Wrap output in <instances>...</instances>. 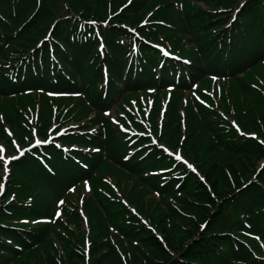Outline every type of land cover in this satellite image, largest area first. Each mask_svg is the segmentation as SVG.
Returning a JSON list of instances; mask_svg holds the SVG:
<instances>
[{
    "label": "trees",
    "instance_id": "1",
    "mask_svg": "<svg viewBox=\"0 0 264 264\" xmlns=\"http://www.w3.org/2000/svg\"><path fill=\"white\" fill-rule=\"evenodd\" d=\"M237 3L0 0V116L21 142L96 113L12 165L0 264H36L35 254L37 264H264V0L232 14ZM201 83L225 86L214 94L220 109L199 111L188 96L195 134L180 137L182 102L160 128L196 172L161 150L128 158L122 118L105 115L115 100L170 89L183 98ZM49 94L62 95L56 110ZM2 137L10 141L0 125ZM42 248L55 252L44 258Z\"/></svg>",
    "mask_w": 264,
    "mask_h": 264
},
{
    "label": "rangeland",
    "instance_id": "2",
    "mask_svg": "<svg viewBox=\"0 0 264 264\" xmlns=\"http://www.w3.org/2000/svg\"><path fill=\"white\" fill-rule=\"evenodd\" d=\"M243 0H238V3L236 5V8L233 9L232 14L236 10H238L239 4ZM199 6L205 7L202 3L198 4ZM261 75L264 78V71L261 73ZM229 83V80L226 81ZM210 83H201V85H198L196 90L193 92H187V96H184L181 98V96L174 95L172 96L173 90H167L166 95L159 96L157 92L155 91H149L146 92L145 94H131L128 96H125L122 100H119L118 98L115 100V103H113V107H111V110L108 112L109 117H114L115 119H118V117H121L122 120L118 119L119 123H116L119 128L122 130V132L126 135V139H128L131 142V145L129 147L132 148L129 150L128 158H133L135 156H131L132 154H146L148 151H162L164 154L169 157L170 159H173L174 161L181 162L183 165H187L188 167L195 166L190 162V159L187 157L186 153L180 149V148H174L173 143L170 142V147L168 144L164 141L161 140L162 137V132L160 131L163 118L165 117V111H169L170 115H174V108L179 105V103L182 102L180 109H178V114H180L179 120L182 122L181 126V138L188 137L191 134H195L191 132V126L188 125V122L186 121V114L184 108H185V103L187 102L188 96L191 98H195V100L198 101L199 104H197V108L200 111L201 105L203 104L207 106H215V109H220V96H214L216 93H222L224 94L226 92L225 86L221 87V85H217V89H211ZM200 89V91H199ZM217 90V91H216ZM199 91V92H198ZM215 91V92H214ZM264 93V92H261ZM180 94V93H179ZM198 94V95H197ZM161 95V94H160ZM62 96V95H61ZM61 96L58 95H53L49 94L48 97H50V101H52V108L56 110V105L53 103V100L55 98H60ZM64 96V95H63ZM159 96V97H158ZM82 103L83 105L89 106V101L81 96ZM208 98L211 101V104L209 101L206 99ZM79 98V97H77ZM67 99V98H66ZM64 99V103L68 107H72V103L69 100ZM203 103V104H202ZM82 105V106H83ZM92 106V105H91ZM207 106H203L207 109H211ZM40 104L34 105L33 107H30V111L26 113L25 117V122H30L33 123V117L37 116L38 111L40 110ZM155 108L156 112H161L159 114L158 120L156 121L155 119H151L153 109ZM221 109L224 110V108ZM224 115L227 114L226 111H224ZM164 113V114H163ZM5 114V113H4ZM0 116V125H3V128H5V132L7 136L9 137L10 141L7 140L6 138H1L0 139V146L4 148L3 156L5 157V160L8 161L7 164V170L5 169V163L3 160H0V184L3 185V191L0 192V209L3 205V202L6 200V195L8 193V183L10 182L11 179V167L14 163L18 162L19 159H21L23 156H20L18 159H12V157L19 156V151H23L24 154L27 153L30 150H33L37 147H40L39 145H36V141L39 140L41 143L45 142V144L57 142L58 144H61L62 142L60 141V138L65 135V133H69L70 131L73 130L72 127L76 126H84L88 123H90L91 118H95L96 113L92 111V113L89 115L88 119H84L81 122H76V120H73L69 126L71 127H61L58 131H56V125H51V127L48 130L47 137H42L39 134H33V139L28 142V144H23L19 138L13 131H12V126L11 124L7 121L5 115ZM13 115V114H12ZM118 116V117H117ZM232 122L236 125L238 124L235 122V118H231ZM116 121V120H115ZM239 125V124H238ZM74 127L75 129H77ZM237 127V126H236ZM264 127V125H263ZM69 128V129H68ZM238 128V127H237ZM241 128V127H240ZM242 129V128H241ZM169 134L173 132V130H170L169 128L167 129ZM56 136V137H55ZM263 139V138H262ZM50 140V141H49ZM264 142V139H263ZM135 148V149H134ZM180 155V159L176 158V154ZM127 156V155H126ZM264 162L259 163V166H262ZM194 173L196 172V167ZM101 185L97 184L96 187H100ZM80 188L83 189V194L84 196L90 197L94 193V184L92 182H86L80 186ZM148 196L150 194H147ZM147 196V198H149ZM122 200V199H121ZM123 203L126 204L124 200H122ZM128 204V203H127ZM129 209L133 208V204H130ZM59 212V216L62 213V209H59L57 213ZM56 213V215H57ZM58 216L54 217V220H56ZM63 218V217H62ZM63 221V220H62ZM56 222V221H54ZM157 237V236H156ZM161 239L160 242L163 244L164 243V238L163 236H160ZM159 238V237H158ZM51 246V245H50ZM50 250V249H49ZM48 249L45 250L44 248L41 249L40 254L43 255L44 258L48 257ZM51 254L55 252V250H50ZM39 254H35L34 258L32 259L33 261H36V264L39 262Z\"/></svg>",
    "mask_w": 264,
    "mask_h": 264
},
{
    "label": "snow or ice",
    "instance_id": "3",
    "mask_svg": "<svg viewBox=\"0 0 264 264\" xmlns=\"http://www.w3.org/2000/svg\"><path fill=\"white\" fill-rule=\"evenodd\" d=\"M131 2V0H130ZM105 115H109V113H105ZM114 123H119L118 121H114ZM41 142L39 140L36 141V145H39ZM3 152H4V148L2 146H0V160H3L4 163H5V169L7 170V164H8V161L5 160V157L3 156ZM24 155V152L23 151H19V156H16V157H12V159H18L20 156H23ZM176 158L177 159H180V155L177 153L176 154ZM87 184V182H86ZM3 191V185L0 184V192ZM61 204H63L64 202L63 201H60ZM57 216H59V212L57 213Z\"/></svg>",
    "mask_w": 264,
    "mask_h": 264
}]
</instances>
